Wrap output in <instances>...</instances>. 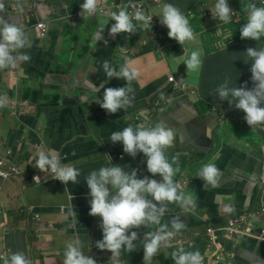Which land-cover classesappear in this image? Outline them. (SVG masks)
Wrapping results in <instances>:
<instances>
[{"label": "crops", "instance_id": "obj_1", "mask_svg": "<svg viewBox=\"0 0 264 264\" xmlns=\"http://www.w3.org/2000/svg\"><path fill=\"white\" fill-rule=\"evenodd\" d=\"M132 1L144 0H99L103 8L113 12ZM159 1L195 13L191 5L196 0L178 4ZM256 1L257 5L262 2ZM82 3L83 0H0V17L24 29L31 41L30 48L21 50L31 54L29 62L19 70L27 78V87L11 78H5L0 85V99L7 100L0 107V172L6 176H0V264L16 252H22L30 264H63V252L73 240L97 264H143L140 239L157 226L134 229L138 232L137 249L121 251L118 258L96 248L95 242L102 239L100 218L89 215L90 196L84 177L111 161L127 172L136 169L137 178L147 175L162 180L147 172L142 153L133 158L123 152L121 143L109 140L112 132L130 124L154 126L161 121L176 134L173 145L165 152L168 161L174 162L173 167L179 168L174 181L180 191L195 200V207L185 211L178 204L168 205L161 223L179 216L186 227L168 246L161 247L152 264H174L171 253L181 248L199 251L202 264H264V236L260 234L264 212L255 222L256 238L242 240L247 245L234 256L226 232L228 224L240 215L264 205V124L250 127L242 110L214 96V90L226 79L230 87L245 82L248 88L253 86L251 61L244 51L260 47L261 40L240 39L239 27L248 19L245 15L236 19L242 15L235 11L241 7L240 0H234L229 22L236 25L234 32L223 30L224 22L206 16L210 25L202 31L192 27L196 39L182 46L168 37V29L156 16L162 8L154 4L145 8L147 15L156 20L153 36L138 29L135 34L113 37L106 24L103 39L96 42L92 35L98 33L97 23L107 22V17L83 19L78 15ZM41 22L48 29L46 39L33 40L40 33L37 24ZM193 50H198L202 58L198 72H188L182 63ZM127 55L134 56L131 61L141 74L133 82L134 107L108 114L97 103L103 88L122 87L126 82L107 79L102 63L107 60L118 70L119 62ZM154 102L155 106L165 107L160 115L139 118L137 123L128 121L137 110L148 111ZM28 112L31 113L27 115ZM41 150L59 154L66 159L62 164L80 169L79 183L43 180L30 184L26 166L29 160H36L34 156ZM213 162L221 175L216 187L204 188V181L196 174ZM11 165L20 170L21 177L10 173ZM260 172L258 189L255 178ZM229 207L232 211H225ZM70 208L75 210L76 219L69 214ZM25 215L26 220L20 221ZM207 230L214 231L216 242L221 244L220 252L208 248Z\"/></svg>", "mask_w": 264, "mask_h": 264}, {"label": "clouds", "instance_id": "obj_2", "mask_svg": "<svg viewBox=\"0 0 264 264\" xmlns=\"http://www.w3.org/2000/svg\"><path fill=\"white\" fill-rule=\"evenodd\" d=\"M233 2L234 0H213V6L206 12V16L229 23L235 9ZM240 5V8L244 9V15L248 17L239 27L240 39L261 40L260 47H247L244 51L248 61H251L250 79L253 86L248 88L245 82L239 87H230L226 79L214 90V96L242 110L247 125L255 127L264 124V0L258 5L256 0H240ZM80 8L81 16L84 13L93 16L98 11L99 0H83ZM156 16L159 17V23L168 29V37L181 46L196 39L189 19L177 6L166 3ZM152 17L153 15H145L141 11H136L132 15L127 9L112 12L109 20L113 23L108 33L115 37L122 33L135 34L138 29L148 31L151 28ZM107 23L100 26L95 36L96 42L103 39L101 33ZM30 47L31 41L26 31L16 23L0 17V70L15 68L17 59L28 61L30 56L21 50ZM182 63L188 72H198L202 68L200 52L193 50ZM102 69L107 79H122L126 83L122 87L103 88L102 99H97L99 106L108 114H115L131 107L135 99L133 82L139 74L134 62L127 61L117 70L105 60ZM6 104V99H0V107ZM206 135H209L208 129ZM175 136L174 129L162 121L154 126L130 124L123 130L110 134L109 140L113 144L121 143L123 152L129 156L135 158L138 153H142L146 158L147 172L152 177L159 175L162 180L157 181L147 175L137 178L136 169L127 172L121 166L113 164L93 169L84 177L90 196L89 215L100 218L102 239L95 242L96 248L101 251L108 250L113 257L118 258L121 251L133 252L137 249L135 242L138 239V232L134 229L157 226L155 231H146L140 239L143 247V264H152L161 247L168 246L186 227L179 216H174L168 223H161L168 212L169 204H178L185 211L189 210L190 206L195 207V200L180 191L174 181V175L179 168H174V162L170 163L165 156V152L173 145ZM7 155L10 156L11 152L7 151ZM34 158L36 160H29L26 166L30 184L36 185V179L38 184L43 180L61 182L65 185L69 182L79 183L81 170L70 164H62L66 159L59 154L41 150ZM17 171V177H21L22 173L18 168ZM196 175L202 178L206 188L209 185L216 187L221 173L213 162L206 164ZM225 211L230 212L232 208H226ZM69 214L76 219L73 208L69 209ZM24 220L26 215L20 221ZM171 259L174 264H202L203 261L199 251H186L183 248L173 251ZM5 264H30V261L22 252H16L5 260ZM63 264H97V261L85 255L79 242L73 240L66 245L63 252Z\"/></svg>", "mask_w": 264, "mask_h": 264}, {"label": "built area", "instance_id": "obj_3", "mask_svg": "<svg viewBox=\"0 0 264 264\" xmlns=\"http://www.w3.org/2000/svg\"><path fill=\"white\" fill-rule=\"evenodd\" d=\"M17 2L20 0H16ZM158 0H144L143 2L140 1H132L129 2L125 5H123L122 7H128L129 10L128 12L132 15L135 14L136 11H141L143 7L150 2H157ZM229 5L232 6V4L229 2ZM119 7V6H118ZM116 7V8H118ZM105 10V8H103L101 5L98 8V11L95 13V15L90 16V17H95L98 15V13H100V11ZM107 11V10H106ZM112 11L108 10V13ZM79 14L81 13V9L78 12ZM83 15H88L87 13H84ZM156 25V20L154 18H152L151 20V28L150 30H148L150 35H154V30L153 28ZM37 29L40 30V33H38V36L40 38H45L46 34H47V27L46 24L41 22L37 24ZM139 117H135V119L137 120ZM9 171L11 174L14 175H18V171L17 168L14 165H11L9 168ZM0 176L5 178V172H0ZM36 183L38 184V180L36 179ZM264 212V205L263 204H259L258 206H256L254 208V210H252L251 212L248 213H244L242 215H240V217L234 221L228 224L227 228H226V232L228 233L229 239L233 244V250L235 249L236 245L241 242L242 240H244L245 238L248 239H253L256 238V235L254 233V229H255V222H259L260 216L262 215V213ZM260 234L261 236H264V227H262L260 229ZM208 242L210 243L208 248H212L216 253L220 252L222 250L221 248V244H219L218 242H216V237L214 236V231L212 230H207L205 233Z\"/></svg>", "mask_w": 264, "mask_h": 264}, {"label": "water", "instance_id": "obj_4", "mask_svg": "<svg viewBox=\"0 0 264 264\" xmlns=\"http://www.w3.org/2000/svg\"><path fill=\"white\" fill-rule=\"evenodd\" d=\"M121 9H127V11L129 10V8L128 7H118L117 8V10H116V12H118L119 10H121ZM113 11H110L109 13H108V16H110V14L112 13ZM181 12L189 19V21H190V25H191V27H195L197 30H199V29H201L202 27H201V25H195V23H194V19H195V13H191V12H185V11H183V10H181ZM80 17H83V19H86V18H89L90 16L89 15H83V16H81L80 14H78ZM93 19H97L96 17H92ZM111 21V20H110ZM112 23H113V21H111ZM135 22V21H134ZM111 26V25H110ZM107 27H109V25H107ZM48 30V29H47ZM46 36H47V34H46ZM46 39V37L45 38H40L39 36H38V34H36L35 35V37H33V40H39V41H41V40H45ZM29 56H31V54H29V53H27ZM134 56H132V55H127L125 58H126V60H124V61H122V62H119V65L121 66L122 64H124L125 62H127V61H131L132 60V58H133ZM29 62V60L28 61H23V60H19V59H17V63H16V66H15V68H7V69H2V70H0V85H1V82L5 79V78H11L12 80H14V82L15 83H20V81H22V80H25L26 81V76L25 75H23V72H20L19 70H20V68H23L22 66L23 65H26L27 63ZM141 74L139 73L138 74V76H140ZM111 80V79H110ZM136 81V80H135ZM155 104H156V102H154L152 105H151V107H150V109L148 110V111H146L145 109H139V110H137L136 111V114L135 115H133V117H132V121L131 120H128V121H130V122H132V123H137L138 121H135L136 119H135V117H139V118H143V119H145V120H147V118L151 115V116H154V115H160L162 112H163V110L165 109V107L163 106V105H159V106H155ZM134 107V106H133ZM133 107H131L130 108V110H132L133 109ZM130 110H128L127 112H129ZM127 112L124 114V117L126 116V114H127ZM138 118V119H139ZM137 119V120H138ZM111 164H113L111 161H108V166H112ZM114 165V164H113ZM262 176V172H260V174L255 178V184L257 185V187H258V189H261V177ZM247 245V243L246 242H239L237 245H236V247H235V249L233 250V256L234 255H236L239 251H240V249H241V247H244V246H246ZM203 261H204V259H203ZM202 261V262H203Z\"/></svg>", "mask_w": 264, "mask_h": 264}, {"label": "rangeland", "instance_id": "obj_5", "mask_svg": "<svg viewBox=\"0 0 264 264\" xmlns=\"http://www.w3.org/2000/svg\"><path fill=\"white\" fill-rule=\"evenodd\" d=\"M191 1H193V0H186L187 3H190ZM202 1L203 0H196L191 5V10H193L195 12V15H194L195 16L194 23H195V25H198V24L201 25L202 28L199 29L201 31L203 29H205L207 27V25H210V24H208V22L206 20V15L207 14H206L205 11H208L210 9L213 0H206L204 2H202ZM200 2H202V3H200ZM99 7H100V2H99ZM240 16L241 17H244V13L242 15H240V14L237 15V18L236 19H238ZM106 17H107V22H108L107 25H109V28H110V25L112 24V22L109 20L108 11H106V9L105 10H102L97 15V19L98 18H106ZM101 25L102 24L97 23V30H98V32H99V29H100V26ZM221 25L220 26H221V28L223 30H230L231 32H234L235 31V28H236V25L233 24V23H224V24H221ZM77 32L79 33V30L78 29H77ZM97 34H93L92 35V38L95 39V36ZM247 66H249V65H247ZM21 84L23 85V87H27V84L28 83L25 80H22L21 81ZM187 93H189V91H187ZM11 108L13 109V107H11ZM29 113H31V112H28L27 115H29Z\"/></svg>", "mask_w": 264, "mask_h": 264}, {"label": "trees", "instance_id": "obj_6", "mask_svg": "<svg viewBox=\"0 0 264 264\" xmlns=\"http://www.w3.org/2000/svg\"><path fill=\"white\" fill-rule=\"evenodd\" d=\"M71 1H72V0H68L69 3H71ZM163 1H169V2H172V3L178 4L179 1H182V0H163ZM150 4H154L155 6H157V8H162V7H163L162 2L159 1V0H158L157 2H150V3H147V4L143 7V9H142V12H143L145 15H147V12L145 11V8H146V6H148V5H150ZM235 11H236V12L243 13L244 9H243V8H239V7H237V8L235 9Z\"/></svg>", "mask_w": 264, "mask_h": 264}]
</instances>
